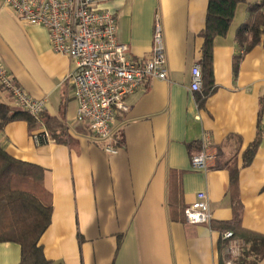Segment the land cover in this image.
<instances>
[{"label":"crops","instance_id":"crops-1","mask_svg":"<svg viewBox=\"0 0 264 264\" xmlns=\"http://www.w3.org/2000/svg\"><path fill=\"white\" fill-rule=\"evenodd\" d=\"M96 1L114 14L117 39L134 61L151 56L154 20L163 30L166 79L148 78L124 100L128 110L113 128L117 154L75 120L77 102L65 78L74 62L53 52L43 26L20 21L0 0L3 67L29 96L45 100L43 116L63 124L57 140L40 145L26 120L0 129L8 154L43 169L52 212L39 237L42 251L53 264H219L222 222L233 218L236 204L240 226L264 235V33L242 51L234 31L246 3H238L226 34L213 41L212 90L202 81L191 91L207 0ZM0 100L18 108L1 88ZM203 134L215 157L194 169L190 155ZM256 137L253 158L243 164ZM198 191L207 195L209 224L184 219ZM19 251L17 243L0 242V264H17ZM255 264H264V254Z\"/></svg>","mask_w":264,"mask_h":264},{"label":"built area","instance_id":"built-area-1","mask_svg":"<svg viewBox=\"0 0 264 264\" xmlns=\"http://www.w3.org/2000/svg\"><path fill=\"white\" fill-rule=\"evenodd\" d=\"M1 1L20 21L43 26L53 52L74 62V68L65 78L77 102L75 120L85 123L86 129L101 140L105 152L117 154L121 145L113 128L117 116L128 110L124 100L148 78L166 79L161 22L154 20L151 56L134 61L129 57L128 46L117 39L114 14L99 8L96 0ZM3 66L0 57V88L38 123L31 131L35 145L55 141L40 119L46 109L45 100L29 96ZM200 72V64H194L190 72L191 91L201 89ZM200 139V150L190 155V166L194 169H206L207 163L215 157L208 135L203 134ZM208 203L206 193L198 191L193 202L184 208L186 222L209 224L212 215ZM222 238L227 240L222 255L225 264H234L242 243L230 230L225 231Z\"/></svg>","mask_w":264,"mask_h":264},{"label":"trees","instance_id":"trees-1","mask_svg":"<svg viewBox=\"0 0 264 264\" xmlns=\"http://www.w3.org/2000/svg\"><path fill=\"white\" fill-rule=\"evenodd\" d=\"M238 3H246L245 19L236 28L235 39L247 51L260 43L264 33V0L246 2V0H207L205 25L200 31L203 39L200 66L202 81L208 82V92L212 90V45L214 38L226 34ZM236 57L234 64L236 65ZM26 120L35 130L38 123L29 113L19 108L10 107L0 100V129L13 120ZM47 131L57 140L62 122L55 116L41 118ZM259 138L256 137L244 149V163L253 158ZM0 143V242H14L20 247V259L17 264H53L46 258L40 244V236L48 227L51 217V203L42 184L43 169L37 164L14 158L6 152ZM237 171H230V182L236 183ZM235 215L229 221L222 222L223 234L226 230L242 243L241 253L234 259V264H255L264 254V235L245 230L240 226L237 204ZM221 234V235H222ZM227 240L221 238L219 244V264H225L223 249Z\"/></svg>","mask_w":264,"mask_h":264}]
</instances>
